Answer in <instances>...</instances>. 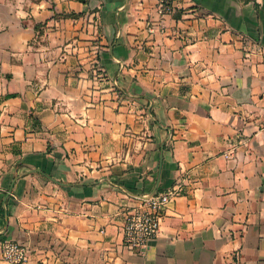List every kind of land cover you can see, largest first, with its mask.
I'll list each match as a JSON object with an SVG mask.
<instances>
[{
    "label": "crops",
    "instance_id": "0c3cea01",
    "mask_svg": "<svg viewBox=\"0 0 264 264\" xmlns=\"http://www.w3.org/2000/svg\"><path fill=\"white\" fill-rule=\"evenodd\" d=\"M168 2L0 0V242L26 264H264V0ZM157 179L179 189L131 248L116 184Z\"/></svg>",
    "mask_w": 264,
    "mask_h": 264
},
{
    "label": "built area",
    "instance_id": "2783aa9c",
    "mask_svg": "<svg viewBox=\"0 0 264 264\" xmlns=\"http://www.w3.org/2000/svg\"><path fill=\"white\" fill-rule=\"evenodd\" d=\"M173 6L168 0H158L160 14L171 12ZM161 30V27H159ZM244 44L252 43L255 49H261V44L247 36L241 37ZM249 52L246 51V55ZM179 187L173 185L164 190H156L147 198H136L135 202L126 209L122 221V240L135 249L144 250L160 230L162 216L170 200ZM2 260L8 264H26L29 260V248L25 243L16 240L0 242Z\"/></svg>",
    "mask_w": 264,
    "mask_h": 264
},
{
    "label": "water",
    "instance_id": "95a60500",
    "mask_svg": "<svg viewBox=\"0 0 264 264\" xmlns=\"http://www.w3.org/2000/svg\"><path fill=\"white\" fill-rule=\"evenodd\" d=\"M114 81V84L117 86V87H120L119 84L117 83L116 79H113ZM159 179H157L156 183L154 184V186L152 187V189L146 193H141V194H135V193H132L130 192L128 189H126L125 187H123L122 185L120 184H116L118 187H120L121 189H123L125 192H127L128 194L136 197V198H147L149 196H151L157 189L158 187V181Z\"/></svg>",
    "mask_w": 264,
    "mask_h": 264
},
{
    "label": "rangeland",
    "instance_id": "374dc122",
    "mask_svg": "<svg viewBox=\"0 0 264 264\" xmlns=\"http://www.w3.org/2000/svg\"><path fill=\"white\" fill-rule=\"evenodd\" d=\"M99 72H101V70H97V71L95 72V74H94V75H95V76H97ZM101 73H102V72H101ZM101 75H102V76H104V74H103V73H102ZM111 86L113 87V88H112V89H113V91L120 92V91H119V89H118V87H116V85H115L113 82L111 83Z\"/></svg>",
    "mask_w": 264,
    "mask_h": 264
},
{
    "label": "trees",
    "instance_id": "16d2710c",
    "mask_svg": "<svg viewBox=\"0 0 264 264\" xmlns=\"http://www.w3.org/2000/svg\"><path fill=\"white\" fill-rule=\"evenodd\" d=\"M75 13H64L63 15H73ZM8 95H12V94H8Z\"/></svg>",
    "mask_w": 264,
    "mask_h": 264
}]
</instances>
